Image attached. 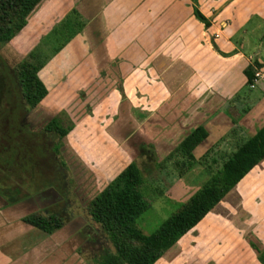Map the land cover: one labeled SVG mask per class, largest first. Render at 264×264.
<instances>
[{"label":"crops","instance_id":"0c3cea01","mask_svg":"<svg viewBox=\"0 0 264 264\" xmlns=\"http://www.w3.org/2000/svg\"><path fill=\"white\" fill-rule=\"evenodd\" d=\"M43 1L51 5L45 11L52 12L51 23L77 13L86 61L99 75L107 68L104 79L117 87L108 94L111 117L106 125L125 142L163 150L157 169L165 176L158 189L164 203L184 202L200 186L197 179L204 182L216 169L217 159L223 162L264 126V81L249 86L245 71L264 63L263 42L256 52H245L257 46L246 22L257 15L256 26L262 24L264 0ZM194 6L210 19L208 26L196 17ZM122 67L156 82L157 96L141 101V91L134 92ZM140 112L148 122L141 128L136 127ZM198 124L208 135L193 149L194 163L172 171L167 163L181 159L174 148ZM198 163L206 164L209 173ZM26 211L22 204L0 198V264H55V258L71 264L65 263L63 250L55 249L63 241L57 243L54 231L23 220ZM251 240L264 247V157L153 264H261ZM70 252L82 260L76 250Z\"/></svg>","mask_w":264,"mask_h":264},{"label":"rangeland","instance_id":"374dc122","mask_svg":"<svg viewBox=\"0 0 264 264\" xmlns=\"http://www.w3.org/2000/svg\"><path fill=\"white\" fill-rule=\"evenodd\" d=\"M39 5L28 16L25 27L11 41L1 47L0 70H6V66L14 65L23 59L42 62L38 75L48 88V94L40 101L39 106L51 113L57 111L62 114L65 125L72 123V127L64 136L63 150L75 171L73 175H76L80 182L78 190L84 202L103 189L110 181L111 176H115L127 163L133 160L137 162L142 169L144 179L140 189L148 206L136 217L135 225L143 232L151 233L183 203V201L164 203L160 199L158 189L163 186L161 176H164V173H159L156 163H158L159 154H163V150L154 144L147 145L142 142L138 147L136 141L125 142L119 139L120 137L118 138L106 125L109 124L111 117L108 94L111 93V90L116 91L117 87L111 83V79H108L109 81L104 79L106 76L104 77L103 73H106L107 68H103L99 75L96 68L86 61V50L83 48L84 43L81 42L82 36L78 34V25L75 23L77 13L68 12L66 17L61 16L59 19H55V23H51L52 12H45L51 5H48L46 1ZM262 11L264 12V7ZM154 13L157 15V9ZM258 18L257 15H253V18L246 22V28L253 29V31H249L248 36L251 38V42L253 41L252 44L255 41L257 46L252 50L248 48L245 52H256L263 42L260 55L264 56V20L260 26H256ZM34 54L36 58H34ZM146 54L145 52L144 56ZM73 63H75L74 67L71 66ZM121 70L123 78L128 76L132 81L134 92L141 91L139 96L141 101L147 103L149 94H152L153 97L155 93L157 96V83L148 81L143 72L137 74L136 78L132 70L129 74L123 67ZM5 80L0 83V195L3 199L10 201L12 200L10 191H8L10 188L14 189L11 192L17 197H23L24 191L32 192L34 188L30 182L34 166L30 164L31 160L27 159L28 163L24 164L26 170L20 169L23 161L22 156L26 153L24 148L18 154L15 151L16 140L22 141L18 136L22 96L13 79L6 78ZM118 85L120 86V84ZM146 121L147 115L140 112L137 115L136 127L141 128L142 124L148 123ZM159 133V131H153L155 137H159ZM24 137L26 138V136ZM4 145H6V149L3 148ZM11 154L13 156L9 157ZM26 154L30 158L29 151ZM221 159H217L214 164L215 168L221 166ZM24 161L26 160L24 159ZM39 162H43L41 155ZM167 165L172 171H178L181 167L175 163L174 159ZM196 166L200 170L202 168L204 174L209 173L206 164L198 163ZM66 172L67 175H70L71 170H66ZM197 173L198 171L193 172V175ZM203 179L198 178L196 184L200 183L201 185ZM46 183H48L46 177L37 179V184L40 186H44ZM18 186L22 192L15 191V187ZM84 214L93 227L98 226L86 213ZM61 215L63 217L65 213L62 212ZM214 230L216 229L212 231ZM72 232L69 228L53 232V236L59 240L57 243L63 241L59 248L55 247V249L63 250L62 256H65V263L93 264L98 249L103 245L112 248L102 235H98L94 242L89 241L84 245H77L72 239ZM73 250H76L82 257L81 261L73 257L70 252ZM54 260L55 264L62 262L59 258Z\"/></svg>","mask_w":264,"mask_h":264},{"label":"trees","instance_id":"16d2710c","mask_svg":"<svg viewBox=\"0 0 264 264\" xmlns=\"http://www.w3.org/2000/svg\"><path fill=\"white\" fill-rule=\"evenodd\" d=\"M40 1L0 0V49L25 27L28 16ZM194 14L206 26L210 24V19L197 6H194ZM41 66L42 62L29 59H23L13 66L8 65L6 70H0V83L6 78L13 79L22 99L35 105L48 92L38 75ZM245 71L248 81H252V67ZM54 123L60 135H65L72 127V123L57 124V120ZM207 135L205 126L198 124L180 140L173 150L181 156L176 161L180 169L194 163L193 149ZM263 157L264 126L238 145L220 167L211 169L210 176L151 233H145L135 225L136 217L146 210L148 204L140 189L144 181L142 169L136 161L129 162L88 203L87 214L98 224L99 236L102 235L112 246L103 245L98 249L93 264H153ZM23 219L47 233L63 225V219L56 214L47 217L30 213ZM250 243L264 264V247L254 240Z\"/></svg>","mask_w":264,"mask_h":264},{"label":"flooded vegetation","instance_id":"af4514ba","mask_svg":"<svg viewBox=\"0 0 264 264\" xmlns=\"http://www.w3.org/2000/svg\"><path fill=\"white\" fill-rule=\"evenodd\" d=\"M39 103L31 105L22 99L21 116L18 120V136L22 141L16 140L15 150L18 154L24 148L26 153L28 151L30 153V158L26 153L22 156L23 161L20 169L25 171L24 164L28 163L27 159L31 160L30 164L34 166V171H31L32 180L30 183L34 189L30 193L24 191L23 197H17L11 192L14 189L10 188L12 190L8 191H10L12 200H8L9 204L20 203L25 206L27 211L24 216L30 213L47 217L56 214L63 219V225L58 229L69 228L72 230V239L77 245H84L89 241L94 242L100 235L99 227H93L84 214H87L88 203L94 196L87 202L81 199L78 190L80 182L76 175H73L75 171L64 155L63 139L66 134L60 135L54 123L57 120V124L64 125V118L57 111L51 113L41 108ZM3 148L6 149V145ZM40 155L43 158V164L39 162ZM12 156L11 154L9 157ZM66 170H71L70 175H67ZM42 177H46L48 181L44 186L37 184V179ZM20 189V186L15 187V191L22 192ZM0 198L3 199L1 195ZM62 212L65 213L63 217Z\"/></svg>","mask_w":264,"mask_h":264},{"label":"built area","instance_id":"2783aa9c","mask_svg":"<svg viewBox=\"0 0 264 264\" xmlns=\"http://www.w3.org/2000/svg\"><path fill=\"white\" fill-rule=\"evenodd\" d=\"M253 79L249 82V86L253 87L259 80L264 81V63L253 64L252 66Z\"/></svg>","mask_w":264,"mask_h":264}]
</instances>
